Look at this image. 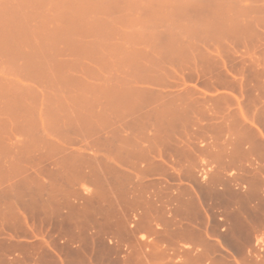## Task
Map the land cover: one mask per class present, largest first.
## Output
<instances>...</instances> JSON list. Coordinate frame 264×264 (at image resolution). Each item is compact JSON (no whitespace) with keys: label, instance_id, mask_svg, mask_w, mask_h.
<instances>
[{"label":"rangeland","instance_id":"374dc122","mask_svg":"<svg viewBox=\"0 0 264 264\" xmlns=\"http://www.w3.org/2000/svg\"><path fill=\"white\" fill-rule=\"evenodd\" d=\"M238 251L264 264V0H0V264Z\"/></svg>","mask_w":264,"mask_h":264},{"label":"crops","instance_id":"0c3cea01","mask_svg":"<svg viewBox=\"0 0 264 264\" xmlns=\"http://www.w3.org/2000/svg\"><path fill=\"white\" fill-rule=\"evenodd\" d=\"M251 219V216L249 217ZM248 236H255L257 234V229L249 228L247 231ZM236 255V259H232L231 261H227L228 264H255L254 261L245 260V251H238L234 253ZM218 259H224L223 257H219ZM245 261V262H244ZM78 264H91L90 261L79 262ZM185 264H189L188 261H185Z\"/></svg>","mask_w":264,"mask_h":264},{"label":"bare ground","instance_id":"6f19581e","mask_svg":"<svg viewBox=\"0 0 264 264\" xmlns=\"http://www.w3.org/2000/svg\"><path fill=\"white\" fill-rule=\"evenodd\" d=\"M117 99H119V98L117 97ZM132 124H133V123H132ZM134 125H135V124H134ZM132 127H134V126H132ZM117 138H118V137H117ZM112 139H114V138H112ZM112 139H111V141H112ZM114 140H115V139H114ZM116 140H117V139H116ZM111 141H110V142H111ZM108 142H109V141H108ZM116 142H117V141H116ZM114 146H115V145H114ZM114 146H113V147H114ZM120 147H122V146L120 145L119 148H120ZM120 149H121V148H120ZM251 149H252V148H251ZM120 155H121V154H120ZM136 155H137V154H136ZM118 156H119V155H118ZM228 191H229V190H228ZM227 214H228V213H226V215H227ZM230 215H231V214H230ZM234 215H235V214H234ZM236 215H237V214H236ZM235 217H236V216H235ZM235 217H234V218H235ZM237 217H238V216H237ZM223 218H224V217H223ZM232 220H233V219H232ZM233 221H234V220H233ZM151 230H152V229H151ZM232 230H233V229H232ZM188 232H189V231H188ZM183 233H184V232H183ZM179 234H180V233H179ZM187 250H188V249H187ZM188 251H189V250H188Z\"/></svg>","mask_w":264,"mask_h":264}]
</instances>
